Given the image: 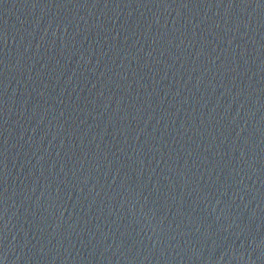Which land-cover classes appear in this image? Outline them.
I'll list each match as a JSON object with an SVG mask.
<instances>
[{"label":"water","instance_id":"obj_1","mask_svg":"<svg viewBox=\"0 0 264 264\" xmlns=\"http://www.w3.org/2000/svg\"><path fill=\"white\" fill-rule=\"evenodd\" d=\"M0 264H264V0H0Z\"/></svg>","mask_w":264,"mask_h":264}]
</instances>
